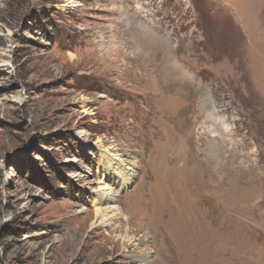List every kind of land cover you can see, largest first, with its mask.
Segmentation results:
<instances>
[{"label":"rangeland","instance_id":"obj_1","mask_svg":"<svg viewBox=\"0 0 264 264\" xmlns=\"http://www.w3.org/2000/svg\"><path fill=\"white\" fill-rule=\"evenodd\" d=\"M0 264H264V0H0Z\"/></svg>","mask_w":264,"mask_h":264},{"label":"bare ground","instance_id":"obj_2","mask_svg":"<svg viewBox=\"0 0 264 264\" xmlns=\"http://www.w3.org/2000/svg\"><path fill=\"white\" fill-rule=\"evenodd\" d=\"M110 2H111V1H110ZM101 199H102V198H101ZM106 200H109V198H108V199L106 198ZM110 201H111V200H110ZM113 208H114V207H113ZM97 212H99V210H97Z\"/></svg>","mask_w":264,"mask_h":264}]
</instances>
